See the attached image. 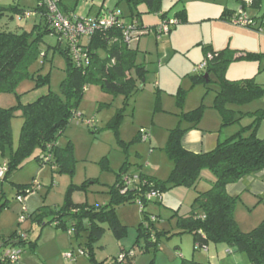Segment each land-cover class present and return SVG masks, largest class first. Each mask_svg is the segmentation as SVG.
Wrapping results in <instances>:
<instances>
[{
	"label": "rangeland",
	"instance_id": "1",
	"mask_svg": "<svg viewBox=\"0 0 264 264\" xmlns=\"http://www.w3.org/2000/svg\"><path fill=\"white\" fill-rule=\"evenodd\" d=\"M239 1L249 2L230 0L233 4ZM226 2L227 0H184L177 4L176 0H164L162 10L168 12L169 18H174L177 12L185 10L187 21L159 40L152 29L162 21L158 15L142 14L134 19L143 32L151 29L150 33L145 32L139 41L132 44V49L137 50V64H144L147 68L145 81L133 94L128 106H124V98L120 95H110L98 85L87 87L76 116L58 141V146L64 149L69 144L72 146L73 175L54 172L50 165H41L35 159L40 155L37 149L21 170L13 171L7 180L0 179V208L5 205L0 211V240L15 231L27 232L29 241H37L41 250H45L41 254L43 259H50L56 264H69L63 257L64 254H79L81 246H85L86 233L77 238L75 233L70 236L68 231L55 227L53 221L57 215L52 213H48L41 224L30 219L20 224L23 206L17 201L18 185L34 186L35 191L27 195L25 203L34 212L42 206L58 211L64 206L70 187L82 186L86 182V190L73 192L74 204L89 207L107 205L111 201L110 188L116 184L118 174L125 165V175H132L138 182L141 181V174L156 175L158 179L167 180L174 165L165 147L171 131L189 124L182 115L201 106L205 108L204 115L207 114L206 111L215 112L212 108L221 78L215 71H210V81L195 83L193 79L198 76L193 73L194 67L205 60V49L225 53L229 61L224 74L225 80L234 82L255 78L256 83L264 87V33L222 20L221 7L224 8ZM37 4L38 0H0V7L14 6L27 11H33ZM106 4L110 10L117 9L126 15L130 14L127 3H122L120 8H114L110 0ZM63 5L77 7V13L81 16L93 17L101 0H63ZM251 9L259 13L257 25L264 24V0L261 9ZM138 11L145 13L147 9L139 6ZM30 18L13 15L10 19L9 16L5 17L3 22L10 23V31L30 32L35 25V18ZM57 44V37L45 38L42 55L30 68V74L36 77L49 75V84L37 87L34 79L23 81L16 90L23 104L32 103L49 92L62 94L61 85L67 77V63L54 49ZM62 47L65 48V45ZM44 54L47 55L46 59L42 58ZM247 54H253L255 58L243 59L242 56ZM207 72L208 70L202 76ZM18 102L15 95L0 96V105L6 109L18 105ZM254 102L253 106H257V109H264V97ZM230 106L229 108L237 111L233 114L235 118L241 117L240 112L252 108ZM122 109V121L116 125L117 115ZM250 121L252 120L244 116L231 126H235L233 128L239 132ZM22 124L21 112H17L12 121L13 143L5 150V155L0 149V168L4 166L12 149L18 146ZM140 131L147 132L145 141H135ZM262 133L264 135V130ZM202 178L214 179V176L206 170ZM176 190L178 189L162 193L163 199L165 194L172 192L168 198L172 196L179 201L176 206H168L162 199L148 202L145 206V213L150 218L157 219L149 238V242L155 241V235L159 233L157 249L149 247L146 251L147 240L139 237V228L143 224L147 228L150 222L142 214L138 202L130 203L118 207L116 211L126 233L120 238L109 225H104L105 233L95 251L97 260L110 262L125 250L133 251L134 264H181L184 260L203 264H250L245 255L235 253L226 245L210 244L207 248L196 249L194 236L179 227V219L188 215L191 204H183V189ZM64 219L71 226L72 220L67 217ZM237 221L240 229L248 233L264 219L260 216L244 218L238 214ZM27 250L28 247L22 249V256ZM75 264L91 263L87 257L78 255Z\"/></svg>",
	"mask_w": 264,
	"mask_h": 264
},
{
	"label": "trees",
	"instance_id": "2",
	"mask_svg": "<svg viewBox=\"0 0 264 264\" xmlns=\"http://www.w3.org/2000/svg\"><path fill=\"white\" fill-rule=\"evenodd\" d=\"M163 1L118 0L117 7L122 3H127L130 14L126 15L122 12L123 23L121 26L96 30L90 38L83 40L82 45L89 56V64L85 66H79L73 62L69 45L52 26L50 11L43 0H38L37 7L30 11L42 18V22L34 25L30 32L10 31L6 24L8 22H3L5 17L9 16L10 19L13 15H20L24 18L27 10L14 6L0 7V95H15L19 101L18 105L8 109L0 107V149L3 155L13 143L12 121L16 117V113L21 112L23 119L19 144L16 149H12L9 158L5 160L7 171L1 179L7 180L13 171L21 170L37 149L40 151V155H37L35 159L41 165H50L54 172L74 174L72 146L69 144L64 149L58 146V141L76 116L87 87L98 85L110 95H120L124 98V106H128L133 94L145 81L147 68L144 64H137V50L132 49V46L129 47L124 42L123 27L135 25L136 29L141 31L143 29L137 26L135 18L141 17L142 14L158 15L162 21L152 29L159 40L162 37H158L156 32L163 23L171 20L176 21L175 25L170 26L169 33H171L174 28L187 21L185 10L177 12L174 18H169L168 12L162 10ZM183 1L176 0L177 4ZM261 3L262 0H252L250 4L259 8ZM139 6H145L147 11L139 12ZM63 8L62 0H59V10L62 15L72 18L74 16L80 20L93 19L80 17L74 11H67ZM226 15L227 12H224L221 19L232 24L231 18L236 15L228 18ZM251 18L256 22L257 18ZM262 27L264 28V24ZM249 29L259 32L258 28L251 27ZM48 36L58 38V44L54 49L65 58L67 63V77L61 85L62 94L49 92L32 103L23 104L16 92L23 81L29 78L34 79L37 87L49 84V75L36 77L30 74V68L42 55V44ZM85 40L88 41L86 44H84ZM63 44L65 48L62 47ZM209 54L214 55V59L209 62L206 69L208 78L205 79V75L202 76L203 72L193 79L195 83H205L210 81V71H215L219 75L221 81L219 89L216 91L213 109L218 111L222 117L223 126L228 127L238 123L242 118H235L233 114L237 111L232 110L229 106H244L263 98L264 87L258 85L255 78L234 82L225 80L224 74L229 64L225 53L215 52L211 48L205 49V59ZM42 58L46 59L47 55L44 54ZM242 58L253 60L255 56L247 54ZM123 111L124 109L117 115L116 125L122 121ZM204 112L205 108L201 106L183 114L182 118L191 126L187 129L178 127L171 131L165 151L174 166L166 181L141 175V183L123 193V177L127 174L125 165L121 173L118 174L116 184L110 188L111 201L107 205L89 207L74 204L72 201L73 192L86 190L88 187L86 182L82 186L72 185L70 187L65 204L58 211L42 207L34 213H30L25 204L27 195L35 191L34 186L18 185L17 201L19 196L23 197L25 202H18L26 207L27 211L24 213L22 209L21 216L25 218L24 222L30 219L41 224L48 213L56 214L53 221L55 227L68 231L70 236L75 233L76 238L82 233H86L85 246H81L80 249L83 250L91 264H134V256L128 257V254L133 251H122L127 255L123 262H119L118 257L113 258L110 262L107 260L100 262L96 258L97 244L105 233L104 225H109L120 238L126 233L125 227L118 219L117 208L138 201L143 204L142 214L150 222V225L146 228L143 224L139 228V237H144L147 240L146 251L149 247L157 249L160 241L159 233L155 235V241L149 242V238L152 236L151 230L156 222H153L144 211L148 203L147 193L155 189L162 194L180 187L197 190L202 180V173L208 170L214 176L211 189L198 193L189 215L179 219V227L194 236L196 249L207 248L210 244L226 245L235 253L245 255L250 264H264V221L254 230L248 233L243 232L235 219L238 199L230 197L226 193V187L229 184L236 183L244 176L264 169V140L257 135L259 125L264 121V110L243 114L253 118L250 125L243 127L231 138L220 141L215 150L204 154H195L185 150L181 140L187 131L198 128ZM141 137L140 131L135 141H142ZM4 208L5 205L0 208V211ZM64 217L71 219L73 224L68 226ZM24 222H20V224ZM21 233L25 235L26 239H21L19 232L15 231L10 237H3L0 240V246L2 248L14 247L21 249V252L25 247L34 250L37 247V241L31 242L27 232L21 231ZM14 241H18L19 245H14ZM181 264L203 263L184 260Z\"/></svg>",
	"mask_w": 264,
	"mask_h": 264
},
{
	"label": "crops",
	"instance_id": "3",
	"mask_svg": "<svg viewBox=\"0 0 264 264\" xmlns=\"http://www.w3.org/2000/svg\"><path fill=\"white\" fill-rule=\"evenodd\" d=\"M106 1L107 0H101V5L93 17H89V15L88 16H81L79 13H77V7L76 8H70V7L64 6V8L67 11H74V13L80 17L96 18L103 7L108 8ZM110 1H112L114 8H120V7H117L118 0H110ZM239 2L237 4H233L230 2V0H227L226 4L224 5L225 7L224 8L221 7V9H223V12L221 13V15H223L224 12H227L226 18H228L230 16L236 15L237 11L240 12L241 10H243L246 14L249 15V17L257 18V16H259V13L257 11H255L254 9H251V8H256L250 4L252 2V0H249V2L243 1V3H241V2L239 3ZM62 3H63V0H62ZM248 7H251V8H248ZM260 9H261V6H260ZM33 17L35 18V21H34L35 25L42 22V20H41L42 18L40 15L33 13V16H31V18H33ZM6 24L8 25L7 28L10 30V28H9L10 23L8 22ZM18 28H20V27H18ZM87 42L88 41L85 40L84 44H86ZM157 87L159 88V85H157ZM254 103H249L247 105H244V106H248V107H252V108H249L248 111H246V112H242V114L240 116L244 117L245 115H243V114L254 113L258 110H264L263 108L257 109L258 108L257 106H253ZM0 107H1V105H0ZM1 108H6V107H1ZM214 111L215 112L206 111L207 114H205L206 116L205 115L203 116L202 121L199 123L198 128L197 129H191V130L187 131L182 136L181 143H182V146L185 150L192 152V153H195V154H204V153L211 152V151L216 149V147L220 141L227 140V139L231 138L232 136H234L238 132V130H235L233 128L235 126L224 127L223 122H222V117L220 116L218 111H216V110H214ZM208 113H210V114H208ZM246 119L252 120L246 126L250 125L253 122V118L251 116H246ZM190 126H191V124L189 123L188 125L181 127V128L187 129ZM263 126H264V123L260 124L259 128H258V132H257V135L260 139H264V135L262 133V131L264 130ZM239 131H240V129H239ZM157 172H159V171L157 170ZM141 175H143V174H141ZM129 176H132V175H129ZM146 177L154 178V179L159 180V181H164L163 179H158L159 177L156 175H153V176H147L146 175ZM204 178H202L201 182L199 183L197 190L185 189L182 187L175 188L178 190L183 189V192H182V194L184 196L183 197L184 198L183 204L188 203V205L191 204L190 206H192L194 200L198 196V193L206 192V191L211 189V185H212V182L214 179H204ZM140 183H141V181L140 182L136 181V184H140ZM135 185L133 187H135ZM178 190H176V191H178ZM170 191H173V189ZM171 193L172 192L165 194L162 201L166 202L168 204V206H176L179 201H176V199H173L172 196L170 198H168V196ZM226 193L230 197L238 199V203L236 205V210H235V219H236L237 223H238V221H237L238 214H240V216H242L244 218H251V217L260 216L261 218L264 219V169L261 171L252 173L250 175H246L236 183L229 184L226 187ZM42 207H40V208H42ZM37 210H39V209H37ZM28 211L30 213L35 212V211L31 212L29 207H28ZM189 213H188V215H189ZM72 224L73 223H71V225ZM238 225H239V223H238ZM11 235L3 236V237L8 238ZM63 249H66V247H63ZM43 251H45V250H41V248L39 247V245L37 243V247L34 250H30V249L27 250V253L24 256H22V254H21V259H20L19 264H56V263L52 262L50 259H47V258L43 259L44 256L41 255ZM229 254H230V252H229ZM75 262L76 261L69 262V264H75ZM211 264H213V263H211Z\"/></svg>",
	"mask_w": 264,
	"mask_h": 264
},
{
	"label": "built area",
	"instance_id": "4",
	"mask_svg": "<svg viewBox=\"0 0 264 264\" xmlns=\"http://www.w3.org/2000/svg\"><path fill=\"white\" fill-rule=\"evenodd\" d=\"M51 15V23L55 30L61 35L65 42L69 45L70 55L73 59V62L76 65H88L89 64V56L87 50L82 45L83 40L86 38H90L96 30L100 29H111L113 27H118L122 25V12L120 10H110L108 8L103 7L99 12L98 16L93 19H78L73 16L66 17L62 15L59 10V0H43ZM33 16V13L28 11L25 12L24 18L28 19ZM231 22L234 25L242 26L246 28H258L259 32L263 33L264 28L262 25L258 26L257 22L254 19L249 17L244 11H240L236 16L231 18ZM176 24V21L171 20L169 22L163 23L160 27L157 28V36L163 37L168 35L170 32V26ZM135 25H126L123 27V39L124 42L131 47L134 42L140 40V37L145 34V32L150 33V31L143 32L142 30H137ZM160 35V36H159ZM217 57V56H216ZM214 59V55L209 54L207 58L201 62L199 65L195 66L193 69L194 75H199L206 71L208 68L209 62ZM141 139L145 141L147 139V133L141 131ZM7 171V166L4 164L2 168H0V179L5 176ZM123 193L128 189L132 188L136 184V179L133 176L126 175L123 177ZM162 194L160 191L152 189L146 195V200L151 202L153 200H161ZM19 202H25L23 197H18ZM141 210L143 209V204L138 201ZM23 212L26 213V207H23ZM25 218L23 216L20 217V222H24ZM151 220L156 222L157 219L152 217ZM21 239H26L25 235L19 232ZM21 249H17L14 247H1L0 246V264H19L21 259ZM85 256L83 250L80 249L79 254L66 253L64 254V258L69 262L76 261L77 256ZM128 257H133L134 253L131 252L128 254ZM125 253H121L118 256L119 262H123L126 258Z\"/></svg>",
	"mask_w": 264,
	"mask_h": 264
},
{
	"label": "water",
	"instance_id": "5",
	"mask_svg": "<svg viewBox=\"0 0 264 264\" xmlns=\"http://www.w3.org/2000/svg\"><path fill=\"white\" fill-rule=\"evenodd\" d=\"M204 78L207 79L208 78V74H205ZM13 244L14 245H19V242L18 241H14Z\"/></svg>",
	"mask_w": 264,
	"mask_h": 264
}]
</instances>
